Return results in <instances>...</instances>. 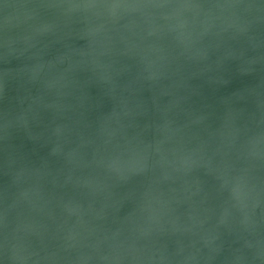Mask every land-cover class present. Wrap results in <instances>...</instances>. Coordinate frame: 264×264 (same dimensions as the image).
Here are the masks:
<instances>
[{
	"label": "water",
	"instance_id": "obj_1",
	"mask_svg": "<svg viewBox=\"0 0 264 264\" xmlns=\"http://www.w3.org/2000/svg\"><path fill=\"white\" fill-rule=\"evenodd\" d=\"M0 264H264V0H0Z\"/></svg>",
	"mask_w": 264,
	"mask_h": 264
}]
</instances>
